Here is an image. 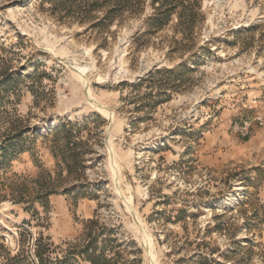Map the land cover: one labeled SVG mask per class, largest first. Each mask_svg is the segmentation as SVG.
<instances>
[{"label":"rangeland","instance_id":"374dc122","mask_svg":"<svg viewBox=\"0 0 264 264\" xmlns=\"http://www.w3.org/2000/svg\"><path fill=\"white\" fill-rule=\"evenodd\" d=\"M2 202L0 264H264V0H0Z\"/></svg>","mask_w":264,"mask_h":264},{"label":"bare ground","instance_id":"6f19581e","mask_svg":"<svg viewBox=\"0 0 264 264\" xmlns=\"http://www.w3.org/2000/svg\"><path fill=\"white\" fill-rule=\"evenodd\" d=\"M73 71H74V74L79 78L80 81H82V82H85L86 81L85 78L83 77L84 76V73L86 71V67L80 66V65H76ZM88 98L89 99L91 98V94L90 93L88 94ZM45 126H46L45 124H41L40 125V127H45ZM118 189L121 192L122 189L120 188V186H118ZM236 197L237 196L235 195L233 198H236ZM8 205H9L8 202H2V203H0V212L3 211V210H5V209H7ZM9 241H10V239H9Z\"/></svg>","mask_w":264,"mask_h":264}]
</instances>
